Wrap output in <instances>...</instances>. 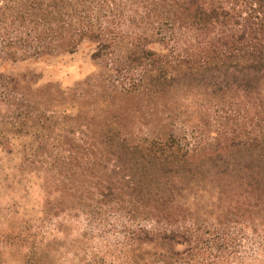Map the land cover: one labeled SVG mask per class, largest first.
I'll return each mask as SVG.
<instances>
[{
  "label": "trees",
  "instance_id": "obj_1",
  "mask_svg": "<svg viewBox=\"0 0 264 264\" xmlns=\"http://www.w3.org/2000/svg\"><path fill=\"white\" fill-rule=\"evenodd\" d=\"M82 46L70 89L9 74ZM0 98L71 264H264V0H0Z\"/></svg>",
  "mask_w": 264,
  "mask_h": 264
},
{
  "label": "rangeland",
  "instance_id": "obj_2",
  "mask_svg": "<svg viewBox=\"0 0 264 264\" xmlns=\"http://www.w3.org/2000/svg\"><path fill=\"white\" fill-rule=\"evenodd\" d=\"M95 70V65L89 59V47L82 46L73 55L13 65L9 67V74L18 78L40 75V84H59L62 89H70ZM17 113V109L12 108L7 100L0 98V264H25V255L41 239H58L62 249L50 254L52 258L43 261L44 264H71L73 259L69 243L78 232V227L69 229L67 222H64L60 231L55 221L43 226L41 211L44 194L39 183L33 181L25 185L20 183L16 174L21 158L17 153L20 139L12 137L18 128ZM11 147L15 149L12 154L8 153ZM10 235V239H5ZM30 263L36 262L33 260Z\"/></svg>",
  "mask_w": 264,
  "mask_h": 264
}]
</instances>
